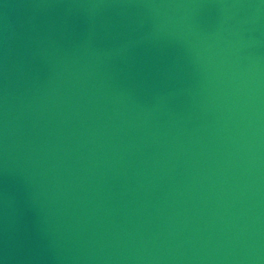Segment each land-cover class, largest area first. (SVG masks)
Masks as SVG:
<instances>
[{"label":"water","instance_id":"water-1","mask_svg":"<svg viewBox=\"0 0 264 264\" xmlns=\"http://www.w3.org/2000/svg\"><path fill=\"white\" fill-rule=\"evenodd\" d=\"M0 264H264V0H0Z\"/></svg>","mask_w":264,"mask_h":264}]
</instances>
